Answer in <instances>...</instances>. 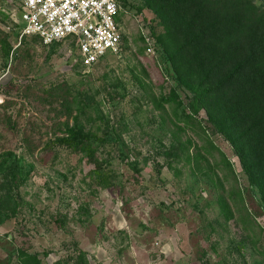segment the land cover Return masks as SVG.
Returning a JSON list of instances; mask_svg holds the SVG:
<instances>
[{"label":"rangeland","instance_id":"1","mask_svg":"<svg viewBox=\"0 0 264 264\" xmlns=\"http://www.w3.org/2000/svg\"><path fill=\"white\" fill-rule=\"evenodd\" d=\"M117 1L122 51L85 69L0 0V264H264L262 193L157 45L160 0Z\"/></svg>","mask_w":264,"mask_h":264},{"label":"trees","instance_id":"2","mask_svg":"<svg viewBox=\"0 0 264 264\" xmlns=\"http://www.w3.org/2000/svg\"><path fill=\"white\" fill-rule=\"evenodd\" d=\"M154 12L163 21L156 43L177 81L192 89L191 108L230 143L264 209V9L250 0H160ZM192 48L199 53L189 59ZM229 115L249 123L248 132ZM18 254L21 264H40ZM75 255L74 264H88L84 252Z\"/></svg>","mask_w":264,"mask_h":264},{"label":"built area","instance_id":"3","mask_svg":"<svg viewBox=\"0 0 264 264\" xmlns=\"http://www.w3.org/2000/svg\"><path fill=\"white\" fill-rule=\"evenodd\" d=\"M20 38L37 37L46 45L71 41L80 67L90 69L122 51L117 0H20ZM147 54H154L150 45Z\"/></svg>","mask_w":264,"mask_h":264}]
</instances>
